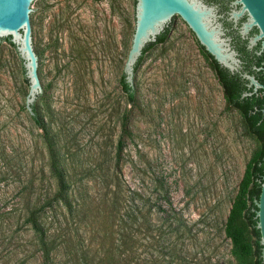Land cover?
I'll return each mask as SVG.
<instances>
[{"label":"rangeland","instance_id":"obj_1","mask_svg":"<svg viewBox=\"0 0 264 264\" xmlns=\"http://www.w3.org/2000/svg\"><path fill=\"white\" fill-rule=\"evenodd\" d=\"M135 8L136 0H36L32 36L43 92L35 106L44 129L26 107L23 61L16 47L1 42L0 264H19L14 252L20 236L13 237L15 228L1 221L18 200L4 145L9 158L26 152L34 166L47 168L46 130L56 139L74 184L73 210L65 208L60 219L75 245L110 247L127 212L139 222L131 229L124 217L125 232L140 229L147 210L142 193L148 190L189 225L191 236L175 241L186 252L185 264H240L226 223L261 144L246 130L242 115L227 105L210 62L182 19L172 23L165 42L145 54L133 78L136 99L129 102L121 81ZM118 183L125 200L114 217ZM22 238L29 243L27 233Z\"/></svg>","mask_w":264,"mask_h":264},{"label":"trees","instance_id":"obj_2","mask_svg":"<svg viewBox=\"0 0 264 264\" xmlns=\"http://www.w3.org/2000/svg\"><path fill=\"white\" fill-rule=\"evenodd\" d=\"M171 26L172 24L156 43L146 47L135 72L141 66L145 54L155 45L165 42ZM5 41L15 47L10 39ZM200 49L210 62L223 88L227 105L242 115L246 130L261 144L259 151L247 166L228 216L225 231L240 264H264L261 235L257 229L258 208L255 204V200L260 198L264 181V90L260 89L251 96L243 97L244 93L253 91L252 88H248V81L240 74H232L223 68L201 45ZM256 58L258 59L256 67L264 68V56ZM249 73L255 74L259 82L264 84V69L258 71L251 68ZM121 82L129 102L134 103L135 89L127 85L124 75ZM34 112V116L30 115L32 121L44 129L43 120L36 106ZM42 137L48 156L47 168L34 166V158L26 157V152L19 153L12 159L9 158L6 155V144L4 145L5 162L13 169L18 200L11 211L1 215V221L9 228H15L13 237L14 234L20 235L19 244L14 252L18 258L17 263L27 264L31 259L40 264H175L176 261L181 264L187 263L186 252L177 249L175 241L191 236L189 225L182 216L173 213L172 209L168 210L162 204L155 202L156 198L148 190L142 193V200L147 210L141 215L140 229H133L132 234L125 232L127 222L124 217L131 220V229L139 222L134 212H127L116 232L118 237L110 247L101 244L99 249L94 250L90 247L81 249L77 244L75 245L60 219L66 215L65 208L69 212L73 210L74 184L70 181L68 170L63 166L62 153L54 136L46 130ZM119 145H122V139L119 140ZM115 160V168L118 170L121 151L116 154ZM116 188L113 193L114 217L120 213L125 200L119 183ZM135 193L141 199V195ZM167 203L171 207L169 198ZM24 233L29 235L28 244L22 242L21 234L23 237ZM140 234L141 238H139ZM248 235H252L253 241H249Z\"/></svg>","mask_w":264,"mask_h":264},{"label":"water","instance_id":"obj_3","mask_svg":"<svg viewBox=\"0 0 264 264\" xmlns=\"http://www.w3.org/2000/svg\"><path fill=\"white\" fill-rule=\"evenodd\" d=\"M36 0H0V45L10 39L15 45L23 61L25 78L29 84L26 96V107L35 115L34 106L43 88L38 75L39 57L34 50L32 30L37 27L35 15ZM229 21L240 26V35L248 40L250 50L259 46L258 55L264 53V0H234ZM222 15L215 5L205 0H136L135 31L132 46L124 68L127 85L134 89L136 66L146 47L156 43L173 23L182 19L194 33L199 44L225 69L232 74H240L248 81V88L253 91L244 93L243 97L251 96L264 84L259 82L255 74L246 72L239 52L234 48L232 39L221 21ZM256 30L255 35L251 33ZM258 71L263 67H254ZM264 179V178H263ZM257 206V229L260 231V244L264 258V181L260 198L255 200Z\"/></svg>","mask_w":264,"mask_h":264},{"label":"flooded vegetation","instance_id":"obj_4","mask_svg":"<svg viewBox=\"0 0 264 264\" xmlns=\"http://www.w3.org/2000/svg\"><path fill=\"white\" fill-rule=\"evenodd\" d=\"M210 5H215L219 9V13L222 15L221 21L224 24L225 29L227 30V35L232 39V44L234 48L239 52L240 58L243 61V67L246 72H249V69H253L256 66V62L258 59L256 57H263L264 53L258 55V51H260L259 46L250 50L248 48V40L243 39L240 35V26L243 20H240L238 25L236 26L232 21H229L230 12L232 11V3L234 0H205ZM257 33L254 30L251 35H255ZM244 49V51H242ZM247 55L245 56L246 53Z\"/></svg>","mask_w":264,"mask_h":264}]
</instances>
